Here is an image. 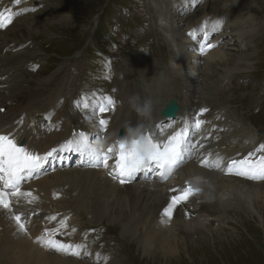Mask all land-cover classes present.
<instances>
[{"label": "bare ground", "instance_id": "6f19581e", "mask_svg": "<svg viewBox=\"0 0 264 264\" xmlns=\"http://www.w3.org/2000/svg\"><path fill=\"white\" fill-rule=\"evenodd\" d=\"M151 2L154 4H152L154 13L158 17L156 25L163 27L165 42L175 49L172 57L175 66L162 73L155 72L150 75L146 72L147 69L140 71L135 64H132L131 68L139 74V79L134 80L135 82H129L128 85H126L125 80H118L117 93H114L118 95L122 93L123 96H112L115 99L113 100L114 108L110 107L103 114L96 110L91 115L90 112H86L83 120L78 121V100L74 97L79 94V92L77 93V89L80 87L77 81L81 76L79 71L74 72V75L71 72L61 77L60 71L55 72L54 77L47 83L53 86V89L50 92L37 93L33 101H27L28 89L41 90L44 86L40 79L41 68L35 77L29 71L32 63H39L41 59L39 53L37 51L30 53L27 51L25 43L20 45L16 42L14 48L18 47L19 50L14 52L13 48H10L7 54L0 59V75L5 76L2 81L4 87L0 89V105L7 107L6 113H0V119L7 125L16 122L14 127L22 125V128L26 129L25 133L28 135L30 151L43 156L50 149H59L46 161H42V168L37 173L22 181L20 191L22 193L30 192L31 196L21 195L17 197L12 195L15 200V210L0 215V257H2L0 264L9 262H11L10 264H101L100 262H94L96 253L93 250V255H85L90 246L86 242L72 244L71 251L73 253L79 251L82 254L79 259L69 257L72 254H65L70 251L59 250L61 253H54L52 252L54 251L53 248L47 251L43 249V245L48 246L49 243L47 231L57 237L55 243L59 239L65 238L60 234H56V230H70V232L74 231L89 235L91 227H84L79 219L82 212L89 214V223L101 224L100 221L104 217L109 222L122 223V233L137 236L142 245L148 249L151 247L157 248L156 252L161 251L164 258L176 257L178 252H189L191 244L196 243V240L190 241L189 238L193 239L195 234L203 236L202 233L206 230L215 232L219 228H224V224L229 223L225 219L232 212L231 209L237 210V219L244 212V208L248 209L246 211H250V214L256 213L260 215L261 219L264 218V180L255 183L237 175H226L223 172L207 174L204 176L207 181L203 185L205 190L201 195V201L197 203L191 196L187 200H191L192 205H195L194 212H196V215L190 219H185L183 212L178 210L174 219H167L163 216L164 208L171 202V197L167 198V194L170 196L179 194L172 191V189H181L183 187L182 182L197 175L200 167L196 164L189 163L190 168L181 175L176 171L169 178V184L165 186L161 184H157V187L138 186V182L133 184L134 178L122 184L117 178L109 174L113 163L111 158L109 159V168L93 166L96 162L91 160L86 152H76L63 147V142L72 139L76 131H84L90 138L91 143L102 148L105 152L109 148L115 150L119 143H126L130 146L133 139L140 140L149 136L147 129L150 123L152 124L161 117L158 113L170 97L179 100L182 105L181 112L186 109L188 101H191L194 105H209L212 107V112H227L226 119L229 130L224 133V137L219 143L225 145L222 148V152L225 153L222 160L224 165H227L233 158H243L240 151L237 152L238 149L234 147L233 140L242 139L244 144L242 143L240 148H243L248 141L250 143L257 138L254 135H250L248 138L243 121L236 114L232 116L228 104L238 98H229L230 94L221 96V93L226 91H231L233 96H236V86L233 79L239 77L240 72L250 69L246 61L240 60L251 56L247 53H236V56L228 63H222L227 65L226 69L229 73L217 69L216 65H212L211 74H207L206 78H213L216 72L218 74V77L216 76L217 80L200 81L198 78H192L193 88L188 86L180 88L177 84V77L179 71H181L178 69L179 66L186 65L192 70V66H190L192 55L195 62L206 60V63H209V58L219 50L218 48L214 49L201 58L202 53L194 48L197 41L188 39L189 37H186L185 32L184 34L180 32L174 19L180 16L185 18L188 11L184 14L179 12V14L174 13L169 16L170 5L178 6L181 3L180 0H169V2L166 0H151ZM180 6L175 8V11ZM162 8L166 9L161 11ZM254 10H258L257 6L248 3L244 6L242 15H233L231 12H227L212 16L213 19L210 20L211 15L205 14L197 22L198 30L200 32L208 31L207 33L210 34L212 32L226 33L235 30L238 39L241 40V45L246 47L248 42L245 36L253 35V29L257 28V26L252 25L256 15ZM38 19L36 16L27 15L17 19L14 25L23 20L35 24ZM71 19L72 17L57 16L58 22L63 25L67 22L69 24L73 22V19ZM49 20H42L41 25ZM210 22L215 27L213 31L211 28H205ZM180 25L183 30L184 27L189 25V22L185 19L180 21ZM13 27H10L8 31ZM33 30L38 31L35 25H33ZM226 60L222 58V61ZM234 61H237V63L232 64ZM199 67L201 70L197 75L203 69L202 63L198 64ZM72 69L75 70V67ZM163 69L159 68L160 71ZM125 75L128 78V74ZM225 76L228 77V82H231L229 87L224 84L223 78ZM53 79L58 80V82H53ZM220 81H224L222 86L219 84ZM35 83L37 88L32 86ZM67 84L68 88L65 96L57 92V89L60 88L59 90H61ZM1 90L14 105L13 111L10 105L5 102ZM64 97L65 102L63 104ZM108 97L105 94L102 96L92 95L89 100L93 106L98 107V103L107 106L105 101ZM72 99H74L76 109L74 113L70 107ZM251 104L255 105L254 103ZM11 112L13 115H10ZM41 113H43V119H41ZM101 115L102 118L108 121L106 130L101 129L98 125L97 118ZM174 119L169 120L174 121ZM120 126L125 127L126 136L123 141L117 142L116 134ZM94 132L96 134L100 133V135L95 136ZM263 132L264 127L258 125V135L263 136ZM172 134L174 132L170 129L168 135L171 136ZM154 137L157 138L156 135ZM261 139L258 138L256 141ZM112 141L115 144H111ZM252 146L250 144L241 151L246 152ZM250 153L254 155L255 152L251 151ZM258 154L259 152L256 153V156ZM81 161H83V164H80ZM149 169L151 168H147V170ZM152 169L154 172L157 168ZM177 173L179 177L174 180L172 177L177 176ZM145 174H148L149 178L146 175L139 178L152 179L151 174ZM159 174H161L160 170ZM154 179L155 183L163 180L161 176L156 175ZM195 198H197V195H195ZM187 201L178 204L173 212L177 210L178 206ZM160 209L162 211L159 213ZM35 210H38V213L33 214V216L37 218L36 220L39 223L30 232L25 233L13 216L15 214L21 215L22 222L25 225L30 222L29 217ZM48 210H52L49 219L55 217L53 224L43 219L41 224V216L46 215ZM62 222L66 227L62 226ZM226 234H229V232H226ZM224 235L220 234L217 237H223ZM208 236L205 235V240L209 239ZM184 239H186L185 242ZM76 245H82V247L77 248ZM104 255L102 257L106 259ZM85 259L92 262L84 261ZM111 262L114 263L115 258L112 257ZM109 264L111 263L109 262Z\"/></svg>", "mask_w": 264, "mask_h": 264}, {"label": "rangeland", "instance_id": "374dc122", "mask_svg": "<svg viewBox=\"0 0 264 264\" xmlns=\"http://www.w3.org/2000/svg\"><path fill=\"white\" fill-rule=\"evenodd\" d=\"M116 3L128 6V10H132V12L125 14L122 13V9H120V12L117 9L114 10ZM247 3L253 6L256 5L258 9L254 10L256 15L252 23L257 28L253 29V35L246 37L248 42L246 49L251 48L248 52L254 58L253 60L250 57L241 59L249 62L251 68L249 71L247 70L248 72H240L239 77L233 80L236 86V92L238 91L239 93L235 97L241 98L246 95H256L262 97L264 100V96H262L264 94V0H241V4L235 0H202L201 4L204 5L197 9L194 15L189 16L187 20L191 24L193 22L196 23L198 17L205 13L204 10H199L201 8L204 9L207 5L213 7V16L227 12H232L233 15H242V10ZM151 4V0H49L48 6H45V9L43 8L44 12L32 15L39 18L35 24L30 23L28 20H23L19 22V25L14 26L7 32L6 35L10 36V39H14L16 42H26L29 49H32L34 45L38 44L37 39L39 36L52 37L56 35L59 42L56 44V52L59 54H56V56L54 54H48V57H52L53 64L47 68L44 67L42 70L40 79L46 85L42 86L43 92H50L53 89V86L47 83L54 77L55 72L60 71L61 77L71 72L74 75V72L79 71L81 76L77 81L80 84L81 96H87L90 102L89 98L92 95L102 96V94H107L106 96H111V92L116 87L118 80H125L126 85H128L129 82H133V77L137 74L131 68L129 71L126 70L128 64L125 63V60L130 58L133 60L134 49H129L125 55L121 52L126 45L128 46V42L127 38L123 35L125 32L121 30L122 27H113L118 20L123 22V29L130 28L129 21L132 17L139 19L136 28L151 20L150 27L154 28L155 34L151 36L150 31L145 32V34L152 37L155 45L152 46V44L147 43L151 52L150 55L144 56L146 47H142L136 51V58L144 62L151 61L152 70L150 73H161L164 70L160 71L159 68H169L172 65V55L175 53V50L169 43L164 41L161 30L154 25L156 15ZM237 4L240 6H237ZM233 5L237 7H233ZM179 6L180 4L178 6L170 5L169 16L176 13L175 8ZM59 15L67 16L68 18L72 17L73 20H71L73 22L70 24L67 22V24L63 25L57 20V16ZM148 17H150L149 20H147ZM46 19H50L51 22L48 23H53L54 26H41V21ZM176 19L174 21L177 23L180 32L184 34L186 27L183 28V31L180 27V21H184L185 18L180 16ZM98 22H100L99 29L94 39L92 36L96 33ZM234 24L238 25L236 22ZM33 25L36 26L37 32L33 30ZM129 30L131 33H135L136 31L134 28H130ZM93 42L98 47L94 46ZM120 42H123V46L117 51V45ZM254 45H257L259 48L258 56H255L258 49L253 47ZM54 47L51 46L49 51L55 49ZM242 47L241 40L234 41L230 37L226 38L223 45V52L214 55L210 59V64L203 65V69L198 76L199 79L202 81L217 80L218 74L216 72L213 78H206L207 74H211L210 70L212 69V65H216L219 70L226 71L227 65L222 64L225 63L222 62V57L231 59L236 56V53L240 52L239 54H242L243 52H247ZM226 48L228 50H225ZM112 53L114 55L118 54L120 57H114L111 55ZM60 54L68 55V57H62ZM41 57L39 64L43 66L42 52ZM234 62L232 64H235ZM49 63L51 64L52 62L50 61ZM133 64L141 66L134 60ZM74 67L75 70L72 69ZM125 74H128V78ZM52 81L58 82V80L54 79ZM32 86L33 88H37L36 83ZM67 88L68 84L61 90H59L60 88L57 89V92L65 96ZM33 91L36 92L35 89ZM30 93L33 94V92ZM227 94L231 95L230 98L234 97L231 91L222 92L221 96H226ZM119 96H123V94L120 93ZM261 100V98H258L253 101L255 104L254 107H249V102L235 103L234 101V105L236 106L234 109L238 113H244L246 118L249 119L255 110H257L258 103ZM92 109L93 107L85 110L81 105L79 107V114ZM178 173L181 175L183 172L180 169ZM178 177H173V179L176 180ZM162 184L165 186L169 183L167 181L162 182ZM142 185L157 187V184L154 182H138V186ZM170 197L172 196L167 194V198ZM246 210L248 209L244 208L243 211L250 212ZM248 215L252 216L249 217ZM248 215L241 214L239 219H237V216H235L236 219L232 218L235 224L232 228H226V232H229V234H226V232L216 233V231L212 233L210 230L204 232L203 236L196 234L193 239L189 238L190 241L196 240L195 244H191L189 252H178V255L172 258H164V254L161 251L156 252L157 248H146L137 236L130 234L123 236L121 233L122 223L109 222L105 217L100 221L101 224L89 223L90 216L85 212L79 215V219L84 227H91L89 235L74 231L70 232V230H65V232L74 239H79L78 236H85L92 249L99 251L97 257H99L100 261L96 262H100L101 264H109V262L111 264H264V218L261 219L260 215L256 213H249ZM107 216L109 217V215ZM220 234L225 235L223 237H217ZM205 235H209V239L205 240ZM53 238H51V242L55 244ZM185 240L183 241L185 242ZM131 245L135 248L130 247ZM52 248L51 246H47L43 249L47 251ZM102 255L106 259H103ZM69 257L75 258L76 255H70ZM112 257L115 258L114 263L111 262Z\"/></svg>", "mask_w": 264, "mask_h": 264}, {"label": "snow or ice", "instance_id": "6c2138e0", "mask_svg": "<svg viewBox=\"0 0 264 264\" xmlns=\"http://www.w3.org/2000/svg\"><path fill=\"white\" fill-rule=\"evenodd\" d=\"M14 3L19 4L20 0H14ZM22 11H29V9L25 8ZM19 14L20 12H12L11 9H0V29L6 28L12 23L14 17ZM189 35L193 34L190 33ZM213 46L210 43L206 45L207 48ZM203 50L202 48L201 51ZM81 105L85 110L94 107L88 101L87 96L78 99L77 107L79 108ZM110 107L114 108V101L111 97H108L107 106L98 103V107L95 110L103 114ZM0 111H3V109H0ZM205 111L207 109H201V115ZM97 119L99 127L106 130L108 121L102 118V115ZM204 123V120L195 118L191 125L186 123L184 127L168 137L166 142L154 141L149 136L140 140L133 139L130 146L126 143H119L115 150L109 148L107 152L98 146H94L88 135L84 131H80L73 134L72 139L64 141L63 147L70 148L76 152H86L90 159L96 162L93 166L109 168V159L111 158L113 163L109 174L123 184L127 180L132 179L137 172L151 167L153 164L159 165L167 172L174 171L185 161L186 153L190 156L195 147L200 144L199 141L188 140V131L190 128L199 130ZM157 131L162 132L163 128L158 127ZM13 135L11 132L7 134L0 132V207L8 210H11L9 194L11 193V195L17 197L21 195L31 196L30 192L22 193L20 191L22 181L37 173L42 168V161H46L53 153L59 151V149L53 148L42 156L34 151H29L27 148L18 146L16 140L12 138ZM96 135L98 136L100 133ZM260 148L261 151H264V145H261ZM208 163L207 158L201 159L202 165H207ZM227 171L228 174L264 180V155H259L258 158L253 159V154L249 153L243 158L233 159L227 164ZM172 191L179 194L173 195L171 202L163 210L164 215L169 219H171L175 207L187 201L199 189H193L189 184L187 187L172 189ZM13 218L17 221L21 230L26 231L21 215L15 214ZM52 219H55V217H52ZM62 226L66 227L63 222ZM49 244L60 251H71L73 247V245H65L62 242L52 244L50 240ZM75 247L80 248L82 245H76ZM74 254L80 255L79 251Z\"/></svg>", "mask_w": 264, "mask_h": 264}, {"label": "water", "instance_id": "95a60500", "mask_svg": "<svg viewBox=\"0 0 264 264\" xmlns=\"http://www.w3.org/2000/svg\"><path fill=\"white\" fill-rule=\"evenodd\" d=\"M177 102L175 99H171L169 103L166 105L164 110L162 111V114L164 116H175L177 112Z\"/></svg>", "mask_w": 264, "mask_h": 264}]
</instances>
